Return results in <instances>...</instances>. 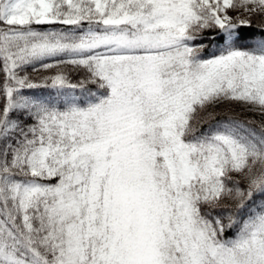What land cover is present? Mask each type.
Listing matches in <instances>:
<instances>
[{"label": "snow or ice", "instance_id": "6c2138e0", "mask_svg": "<svg viewBox=\"0 0 264 264\" xmlns=\"http://www.w3.org/2000/svg\"><path fill=\"white\" fill-rule=\"evenodd\" d=\"M0 264H264V0H0Z\"/></svg>", "mask_w": 264, "mask_h": 264}]
</instances>
